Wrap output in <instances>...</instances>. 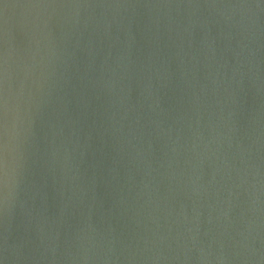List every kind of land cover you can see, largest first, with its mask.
I'll list each match as a JSON object with an SVG mask.
<instances>
[{
    "label": "water",
    "instance_id": "obj_1",
    "mask_svg": "<svg viewBox=\"0 0 264 264\" xmlns=\"http://www.w3.org/2000/svg\"><path fill=\"white\" fill-rule=\"evenodd\" d=\"M0 264H264V0H0Z\"/></svg>",
    "mask_w": 264,
    "mask_h": 264
}]
</instances>
